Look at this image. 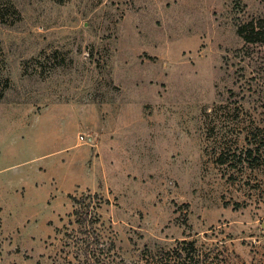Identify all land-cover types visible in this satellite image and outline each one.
I'll return each mask as SVG.
<instances>
[{
	"label": "rangeland",
	"instance_id": "374dc122",
	"mask_svg": "<svg viewBox=\"0 0 264 264\" xmlns=\"http://www.w3.org/2000/svg\"><path fill=\"white\" fill-rule=\"evenodd\" d=\"M12 2L0 264H163L185 242L264 264V169L216 162L264 128V43L237 32L264 0ZM72 196L100 222L77 223Z\"/></svg>",
	"mask_w": 264,
	"mask_h": 264
},
{
	"label": "trees",
	"instance_id": "16d2710c",
	"mask_svg": "<svg viewBox=\"0 0 264 264\" xmlns=\"http://www.w3.org/2000/svg\"><path fill=\"white\" fill-rule=\"evenodd\" d=\"M20 17V13L12 0H0V28L2 25H11ZM238 34L244 39L246 43H264V21L262 19H251L238 26ZM1 44V39H0ZM1 61V59H0ZM0 80L3 82L0 87V101L4 98L5 90L9 86V79L2 78L0 72ZM0 81V83H1ZM247 147L241 148L237 155L234 152L232 155L226 154V151H220L216 157V162L219 165H230L233 168H245L252 171H259L264 169V128L255 127L248 130L245 137ZM91 197V196H89ZM74 203L73 215L76 217L77 223H99L100 215L97 211L99 206L92 204H85L82 198L72 196ZM92 199L101 200L98 194L92 196ZM184 247L180 248L176 256L169 258L163 264H203L199 257H196L195 247L193 242H185ZM175 251V250H173ZM183 251L187 254L183 257ZM167 251L165 253H170ZM163 261V260H162Z\"/></svg>",
	"mask_w": 264,
	"mask_h": 264
},
{
	"label": "built area",
	"instance_id": "2783aa9c",
	"mask_svg": "<svg viewBox=\"0 0 264 264\" xmlns=\"http://www.w3.org/2000/svg\"><path fill=\"white\" fill-rule=\"evenodd\" d=\"M80 140H85V136L84 135H80Z\"/></svg>",
	"mask_w": 264,
	"mask_h": 264
},
{
	"label": "crops",
	"instance_id": "0c3cea01",
	"mask_svg": "<svg viewBox=\"0 0 264 264\" xmlns=\"http://www.w3.org/2000/svg\"><path fill=\"white\" fill-rule=\"evenodd\" d=\"M79 140H80V136H79ZM90 140H92V138ZM82 141H86V140H80V142H82ZM95 145H97V144L95 143Z\"/></svg>",
	"mask_w": 264,
	"mask_h": 264
}]
</instances>
